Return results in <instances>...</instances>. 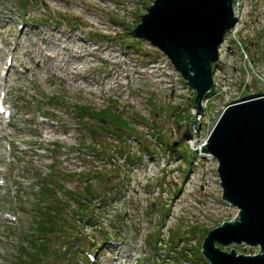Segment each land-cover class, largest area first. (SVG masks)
I'll list each match as a JSON object with an SVG mask.
<instances>
[{"label": "rangeland", "instance_id": "374dc122", "mask_svg": "<svg viewBox=\"0 0 264 264\" xmlns=\"http://www.w3.org/2000/svg\"><path fill=\"white\" fill-rule=\"evenodd\" d=\"M153 1L0 0V99L10 112L0 114V264H41L36 255L26 257L19 243L43 219L44 209L66 219L67 233L79 236L71 240L80 254L75 264L89 260L86 251L94 255L93 264H203L198 255L204 231L236 216L237 209L221 199L215 161L207 169L191 164L195 153L185 141L174 153L168 148L185 124L174 112L181 120L189 116L190 126L195 96L187 86L179 98L180 73L132 33ZM245 4L242 16L250 8L264 11V0ZM253 25L255 31L256 19ZM220 47L219 56L227 60L226 39ZM245 48L258 58L249 74L264 80V47L247 41ZM68 49L81 56L72 58ZM60 50L64 61L54 56ZM234 55L239 66L243 55ZM217 95L208 102L200 138L193 137L199 143L228 98ZM106 108L119 111L134 131L121 137L116 131L93 132L100 116L91 113ZM95 171L108 176L107 186L91 177ZM86 185L103 195L87 200L94 212L80 218L74 210ZM101 226L113 227L112 236L95 252L90 239L104 236ZM60 235L48 244L57 253L66 239L64 231ZM218 246L237 254L258 252L245 245Z\"/></svg>", "mask_w": 264, "mask_h": 264}, {"label": "water", "instance_id": "95a60500", "mask_svg": "<svg viewBox=\"0 0 264 264\" xmlns=\"http://www.w3.org/2000/svg\"><path fill=\"white\" fill-rule=\"evenodd\" d=\"M235 22L232 0H154L133 34L166 55L194 90L200 111L213 86L219 45ZM191 136L184 124L171 146L177 148ZM201 152L217 160L221 198L239 209L233 219L207 231L202 256L209 264H264V95L228 104L211 125ZM217 244L245 245L258 252L237 254L235 248L227 252Z\"/></svg>", "mask_w": 264, "mask_h": 264}, {"label": "trees", "instance_id": "16d2710c", "mask_svg": "<svg viewBox=\"0 0 264 264\" xmlns=\"http://www.w3.org/2000/svg\"><path fill=\"white\" fill-rule=\"evenodd\" d=\"M23 7V6H22ZM133 26H130L129 28H132ZM137 42V43H136ZM136 44H139V40H136ZM58 101V100H57ZM79 109H76L77 112L76 114L78 115L77 118H81L82 115H79L80 107ZM178 110V109H176ZM178 112V111H177ZM174 112V116L177 117V120L179 121L181 119V115L178 112ZM90 114V113H89ZM92 114V115H91ZM90 115L94 117L96 115L100 116V118H95L99 122V127H94L93 132H99V133H104L105 130L108 133H112L113 131H116L117 135L125 134L124 131L130 130L134 131V127H132L128 121L123 117V115L117 111L113 110L111 108H106L103 109L101 112L97 113H91ZM47 119H51L48 116H45ZM84 126V125H83ZM111 128V129H109ZM121 132V133H118ZM131 133V132H130ZM171 151H174L171 149ZM112 156L108 157V161L112 162L113 160ZM91 177H96L97 179L102 180L105 182V185L107 186L108 183V176H104V174L100 171H95L92 172ZM89 174H86V176H90ZM82 197L79 198L80 202L77 201V207L74 210L79 214L80 218H83V216L90 217L94 210L91 208V206L87 203V200L91 201L94 197H101L103 195L102 191H98L95 187H92V185H86L84 187V193L81 194ZM84 196V198H83ZM88 201V202H89ZM47 208H52L51 205H48ZM50 210V209H49ZM51 211V212H50ZM46 211L44 209L39 218H43L40 221L36 220L34 221V227H32V232L31 234L37 233L36 237L32 236L31 234H28L25 236L26 242L24 244L19 243L20 247L22 248V251L24 254H26V257L28 255H36L38 258L39 262L41 264H75L73 259L74 257H77L80 255L77 251V246L71 242V240H79V236H75L72 233H67L68 232V225L69 222L66 219H61L56 215V212L54 210ZM73 222V221H72ZM66 225V227L64 226ZM112 226V225H110ZM113 227H105L101 226L102 229V234L104 235L101 239L98 238H91L90 240V248H92L95 252L100 248V242L104 243L105 239H108L109 237L112 236V229ZM60 229L61 231H64V236L66 239H64L61 250L57 253L55 249H52L51 247L48 246L49 243H52L53 239H58L57 236H62L60 235ZM208 229L204 231L206 234ZM57 231L59 233H57ZM38 235H40L38 237ZM75 237V238H74ZM99 242V243H98ZM154 244H157V241L154 242ZM21 253V251H20ZM198 259L203 263V264H208L207 261L201 256L198 255ZM62 260V261H59ZM81 264H90L89 261L85 258L80 261Z\"/></svg>", "mask_w": 264, "mask_h": 264}, {"label": "built area", "instance_id": "2783aa9c", "mask_svg": "<svg viewBox=\"0 0 264 264\" xmlns=\"http://www.w3.org/2000/svg\"><path fill=\"white\" fill-rule=\"evenodd\" d=\"M244 7H247V5L245 4V0H233V9L235 11V16L237 17V22L235 26L228 32L225 38L226 42L228 43V50H226V52L228 53V59L223 60L219 56L218 66L216 67L213 74V93L201 101L202 109H205L207 107L210 99H215L214 94H218L216 98H218V96L220 95L227 94L228 98L226 99V103H228L240 98L246 91L251 92L255 89V79L258 81V87H260V89L264 88V80L256 72H253L254 75L249 74L248 66L252 67L253 59L252 56L248 54L245 48V44L247 41L252 42V45L254 44L264 47V11L258 12L257 10L250 8L249 10H247V14L242 16V8ZM255 19L258 25L257 29L254 31L255 26L253 25V21ZM239 24L241 25L239 26ZM250 27L252 30L251 35H245L247 29H249ZM220 49L221 47L219 48V51ZM239 51H241V55H243L241 56V58H243L242 60L238 58V63H240V65L237 66L234 64L237 59L234 55V52ZM241 63L243 64L241 65ZM218 70H220L222 73L220 79L223 81V84L220 85H222L225 90L221 88V86L217 83L216 71ZM179 87L182 88V85L180 83ZM184 92L186 93L185 89ZM193 114L197 122H200L202 120V115L200 113H197L196 109ZM197 138L200 137L197 136ZM198 144L199 139L195 140L193 138L192 140H190V146L192 149L196 150L198 148ZM212 161L213 160L209 158V160H207V164L212 163Z\"/></svg>", "mask_w": 264, "mask_h": 264}, {"label": "bare ground", "instance_id": "6f19581e", "mask_svg": "<svg viewBox=\"0 0 264 264\" xmlns=\"http://www.w3.org/2000/svg\"><path fill=\"white\" fill-rule=\"evenodd\" d=\"M68 53L69 54L72 53V55H71L72 58H77V57L81 56V55H79V51H77V50H73V52H72L71 49L70 50L68 49ZM54 56L58 57V59L60 61H64L65 60V57H66V55L63 52V50H60V51L56 52ZM84 64H85V62L83 63V66H84ZM78 69H80V68L78 67L77 64L72 66V70L76 74L78 72Z\"/></svg>", "mask_w": 264, "mask_h": 264}]
</instances>
